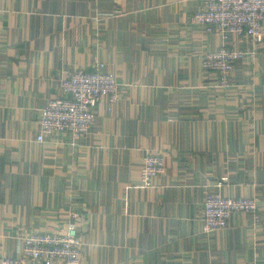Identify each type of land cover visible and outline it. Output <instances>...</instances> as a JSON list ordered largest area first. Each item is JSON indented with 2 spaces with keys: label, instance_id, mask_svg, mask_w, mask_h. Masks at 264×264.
Returning <instances> with one entry per match:
<instances>
[{
  "label": "crops",
  "instance_id": "obj_1",
  "mask_svg": "<svg viewBox=\"0 0 264 264\" xmlns=\"http://www.w3.org/2000/svg\"><path fill=\"white\" fill-rule=\"evenodd\" d=\"M207 0H0V259L20 236L77 227L83 264H264V44L231 86L203 67L216 31L194 25ZM230 45L251 50L245 39ZM119 100L97 106L90 133L37 140L39 115L69 72L98 62ZM162 153L153 188L139 181ZM253 197L206 233L209 191Z\"/></svg>",
  "mask_w": 264,
  "mask_h": 264
},
{
  "label": "built area",
  "instance_id": "obj_2",
  "mask_svg": "<svg viewBox=\"0 0 264 264\" xmlns=\"http://www.w3.org/2000/svg\"><path fill=\"white\" fill-rule=\"evenodd\" d=\"M194 25L216 31L220 44L208 53L203 67L213 73L218 88H229L238 61L264 44V0H207L193 13ZM232 37L245 39L252 46L245 50L230 45ZM120 84L106 64L98 61L92 69H77L63 78L59 94L41 109L37 140L44 142L66 135L73 143L90 133L98 104L106 99L109 110L119 100ZM166 158L162 153L147 152L143 157L139 181L142 187L153 188L155 179L165 173ZM228 181L222 178L218 190L209 191L204 200L200 220L206 233L229 226L235 213H249L260 221L259 204L253 197H230L219 188ZM19 257H3L0 264H83V241L76 226L51 232L28 230L20 236Z\"/></svg>",
  "mask_w": 264,
  "mask_h": 264
}]
</instances>
